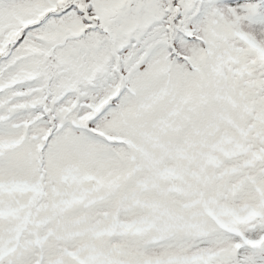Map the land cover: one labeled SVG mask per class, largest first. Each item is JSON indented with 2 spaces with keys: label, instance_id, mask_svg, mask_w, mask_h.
Listing matches in <instances>:
<instances>
[{
  "label": "snow or ice",
  "instance_id": "obj_1",
  "mask_svg": "<svg viewBox=\"0 0 264 264\" xmlns=\"http://www.w3.org/2000/svg\"><path fill=\"white\" fill-rule=\"evenodd\" d=\"M0 264H264V0H0Z\"/></svg>",
  "mask_w": 264,
  "mask_h": 264
}]
</instances>
